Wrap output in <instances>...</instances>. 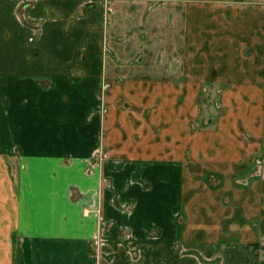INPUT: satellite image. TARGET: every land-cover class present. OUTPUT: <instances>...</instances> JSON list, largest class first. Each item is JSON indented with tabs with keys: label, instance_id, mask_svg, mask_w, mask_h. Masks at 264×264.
I'll return each instance as SVG.
<instances>
[{
	"label": "crops",
	"instance_id": "0c3cea01",
	"mask_svg": "<svg viewBox=\"0 0 264 264\" xmlns=\"http://www.w3.org/2000/svg\"><path fill=\"white\" fill-rule=\"evenodd\" d=\"M260 243L264 0H0V264H264Z\"/></svg>",
	"mask_w": 264,
	"mask_h": 264
},
{
	"label": "rangeland",
	"instance_id": "374dc122",
	"mask_svg": "<svg viewBox=\"0 0 264 264\" xmlns=\"http://www.w3.org/2000/svg\"><path fill=\"white\" fill-rule=\"evenodd\" d=\"M201 104H202V106H203V120H202V123H206L207 122V120L209 119V118H211L210 116H213L212 114H214V105H215V100L214 99H210V98H207V99H202L201 100ZM217 114L215 113V116H216ZM103 162H99V164H102ZM242 180V181H241ZM243 180H245L246 181V179H240V185H242V183H243ZM147 213H153L152 215L153 216H157L156 214H155V212L153 211H146ZM177 212V211H176ZM161 214H158V216H160ZM177 225H175L178 229L179 228H182V226H183V215L181 214V213H178L177 214V223H176ZM225 228H226V226H224ZM165 228V227H164ZM177 232V230H175V233ZM252 249H254L255 251L256 250H260L261 251V258H263L264 257V247H262L261 246V243H260V245L259 244H257V246H254V247H252ZM210 263L211 264H219L218 262H217V260H210Z\"/></svg>",
	"mask_w": 264,
	"mask_h": 264
}]
</instances>
